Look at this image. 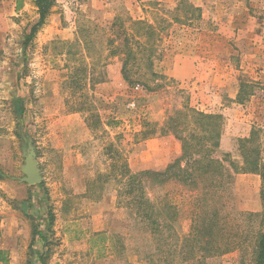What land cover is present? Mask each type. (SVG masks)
Here are the masks:
<instances>
[{"label": "rangeland", "instance_id": "1", "mask_svg": "<svg viewBox=\"0 0 264 264\" xmlns=\"http://www.w3.org/2000/svg\"><path fill=\"white\" fill-rule=\"evenodd\" d=\"M180 2L55 0L46 24L25 46L40 16L36 0H18L15 26L0 50V264H182L178 254L166 260L190 233L203 190L173 180L155 187L145 182L151 200L177 211L173 230L179 240L159 243L158 252L147 227L124 205L119 193L125 187L99 176L115 162L133 172L167 170L182 146L164 126L184 106L221 115L223 134L214 156L227 168L243 165L239 139L256 129L264 142V1L216 0L204 8V19L176 13L180 23L164 34L165 54L157 64L165 78L149 81V89L129 85L119 59L103 50L111 25L145 10L152 23L159 16L172 19ZM154 139L158 151L148 156L146 142ZM30 140L43 177L35 186L21 182L24 143ZM261 179L239 173L230 185L204 191L222 223L238 224L232 234L248 241L262 227ZM99 210L112 232L90 236L102 226L94 219ZM34 228L44 231L46 245L38 236L32 242ZM252 249L208 264H254Z\"/></svg>", "mask_w": 264, "mask_h": 264}, {"label": "trees", "instance_id": "2", "mask_svg": "<svg viewBox=\"0 0 264 264\" xmlns=\"http://www.w3.org/2000/svg\"><path fill=\"white\" fill-rule=\"evenodd\" d=\"M54 3L55 0H36L40 18L26 37L25 46L46 24ZM183 10L185 13L192 14L194 18H202V9L194 4L186 3L185 0H181L175 14ZM175 23H180L177 14L172 19L159 16L153 23L146 19L118 18L111 25L103 50L108 51L109 58L119 59L121 73L126 83L132 86L141 84L149 89V81L155 83L159 81L158 79L165 78L157 71V64L163 61L165 54L164 34ZM82 41L86 42V45L89 44L88 40ZM222 131L223 117L221 115L207 114L190 106H184L170 115L164 126V132L172 134L182 146L181 156L176 158L167 170L133 172L128 164L118 165V162H115L111 166V174L99 176L105 181L113 177L117 180L116 182L125 187V191L119 193L124 205L131 210L136 221L147 227L157 243L158 252H161L159 243H168L170 238L179 240L173 230L177 211L176 207L171 205L164 206V210L163 206H160V200H151L146 183L155 187L173 180L187 188L203 190L197 200L198 205L192 220L191 231L183 238L181 245L174 244L180 248L168 256L166 260L168 263L170 258H175L178 254L182 264H208L209 260L236 250L244 253L248 247H251L254 264H264V214L261 215L262 227L255 233L253 240L248 241V237L232 234V231L235 233V229L239 228L238 224L234 222L223 224L218 208L207 205L204 201L206 196L204 191L213 192L223 185H230L236 174H258L262 178L261 197L264 206V142H259L260 130H253L249 138L239 139L243 165L238 167L235 163H231L230 168L214 156L220 147ZM219 177L225 178L227 182L224 184L219 181ZM122 201L120 200L119 204H122ZM247 215L249 219L254 216ZM53 222L54 219L50 217L48 231ZM166 230L170 235L164 236ZM2 234L0 224V238ZM37 236L46 245L48 240L44 231L34 228L32 242ZM101 236L104 234H98V237ZM247 243H250V246ZM0 255L1 261L4 262V252H0ZM171 263L170 260L169 264Z\"/></svg>", "mask_w": 264, "mask_h": 264}, {"label": "crops", "instance_id": "3", "mask_svg": "<svg viewBox=\"0 0 264 264\" xmlns=\"http://www.w3.org/2000/svg\"><path fill=\"white\" fill-rule=\"evenodd\" d=\"M250 1L257 3V5L259 6V2H263L264 0H250ZM192 3L196 7H200L202 9V18L204 19L208 17V14L205 13L206 11L204 10V8L206 9L207 7H210V6L212 7L213 5H216L217 2L216 0H192ZM143 7L144 9H146L145 5H143ZM18 12H20L18 11V0H0V50L4 49L8 41L7 36L9 32L12 31L13 27L15 26L14 18L17 17ZM144 12H147V11L145 10ZM144 12H142L143 16L142 14L141 16L138 14L134 16V14H132V16L134 19H137V17L138 19H144L146 18L144 15ZM168 137L170 139L171 138L173 139L172 136H168ZM155 142H156L155 139L146 142L147 150L144 152V154L149 156V155L155 154L158 151V147H153ZM179 152L180 150H178V152L176 150V152L174 153V156H177ZM163 168H165V166L160 169H163ZM94 219L99 220V223L102 222V226L98 227L97 229H93L90 233V236L97 235V234H103L104 232H107V234L109 235L112 232V231H109L110 229L108 230V227L106 226L109 220L108 218L103 216L102 210H99L98 212L94 213ZM0 240H2V237L0 238Z\"/></svg>", "mask_w": 264, "mask_h": 264}, {"label": "water", "instance_id": "4", "mask_svg": "<svg viewBox=\"0 0 264 264\" xmlns=\"http://www.w3.org/2000/svg\"><path fill=\"white\" fill-rule=\"evenodd\" d=\"M25 148V164L21 167V172L24 177L21 182L28 184L29 186L39 185L43 181L39 162L37 160V153L35 147L30 140L28 143H24Z\"/></svg>", "mask_w": 264, "mask_h": 264}, {"label": "built area", "instance_id": "5", "mask_svg": "<svg viewBox=\"0 0 264 264\" xmlns=\"http://www.w3.org/2000/svg\"><path fill=\"white\" fill-rule=\"evenodd\" d=\"M136 107V104L135 103H131L130 105H129V108H131V109H134Z\"/></svg>", "mask_w": 264, "mask_h": 264}]
</instances>
